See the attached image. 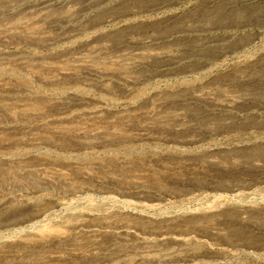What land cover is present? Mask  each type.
Instances as JSON below:
<instances>
[{
    "label": "rangeland",
    "instance_id": "rangeland-1",
    "mask_svg": "<svg viewBox=\"0 0 264 264\" xmlns=\"http://www.w3.org/2000/svg\"><path fill=\"white\" fill-rule=\"evenodd\" d=\"M0 264H264V0H0Z\"/></svg>",
    "mask_w": 264,
    "mask_h": 264
}]
</instances>
